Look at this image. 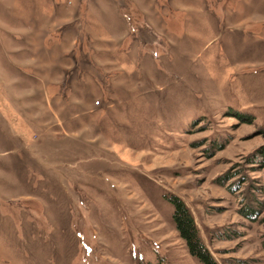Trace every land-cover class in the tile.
I'll return each mask as SVG.
<instances>
[{"label": "rangeland", "instance_id": "1", "mask_svg": "<svg viewBox=\"0 0 264 264\" xmlns=\"http://www.w3.org/2000/svg\"><path fill=\"white\" fill-rule=\"evenodd\" d=\"M41 2L0 7V264H201L171 197L264 264V0Z\"/></svg>", "mask_w": 264, "mask_h": 264}, {"label": "trees", "instance_id": "2", "mask_svg": "<svg viewBox=\"0 0 264 264\" xmlns=\"http://www.w3.org/2000/svg\"><path fill=\"white\" fill-rule=\"evenodd\" d=\"M173 207V222L179 234L184 241L191 256L198 259L201 264H217L207 248L201 242L194 223V219L186 206L176 197L168 200Z\"/></svg>", "mask_w": 264, "mask_h": 264}, {"label": "crops", "instance_id": "3", "mask_svg": "<svg viewBox=\"0 0 264 264\" xmlns=\"http://www.w3.org/2000/svg\"><path fill=\"white\" fill-rule=\"evenodd\" d=\"M6 4L1 5V9L3 11H7L6 16H4L5 18H7V20H18L19 23L22 24H31L29 23V21L31 20V22H33L32 20L35 18L36 20H40L42 21V16H39V14L37 15V13H35V17L32 15H29L28 12L32 10L35 11H43L42 7H43V3L41 2L42 0H37L36 1V6L35 9H33V3L32 0H21V2L19 3V6L21 8V10H23V13L19 12V9L15 7V0H5ZM5 3V2H3ZM57 4V3H55ZM53 3H51V9L53 11L54 6H52ZM15 12V13H13ZM27 12V13H25ZM54 18V17H53Z\"/></svg>", "mask_w": 264, "mask_h": 264}]
</instances>
